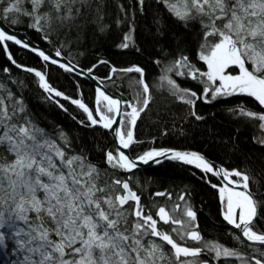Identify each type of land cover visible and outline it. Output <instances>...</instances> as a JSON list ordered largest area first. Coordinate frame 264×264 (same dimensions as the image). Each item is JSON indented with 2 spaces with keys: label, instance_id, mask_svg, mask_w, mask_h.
<instances>
[{
  "label": "snow or ice",
  "instance_id": "1",
  "mask_svg": "<svg viewBox=\"0 0 264 264\" xmlns=\"http://www.w3.org/2000/svg\"><path fill=\"white\" fill-rule=\"evenodd\" d=\"M154 2L160 6L154 20L155 35L170 32L153 60L160 69L157 79L148 83L140 65L111 66L109 80L118 71L139 74L135 81L138 91L134 102H122L97 87L95 116L81 99L55 89L42 69L18 63L9 52L8 42L68 73L76 65L55 57L73 50L83 55L115 29L123 30L118 48L135 47L142 54L134 33L136 14L146 13V0H134L130 6L117 4L110 23L105 22L108 0H0V21L33 29L56 51L54 56L46 54L2 25L0 47L15 68L38 78V87L49 94V99L70 100L81 109L86 120L72 119L86 134H92L93 140L97 126L107 130L113 137L112 148L93 147H100L102 163L113 173L130 174L141 165L165 161L199 170V178L215 190L222 221L238 230L225 228L239 247L204 238L198 211L191 202L194 190L181 193L171 213L164 206L158 207L159 221L174 226L165 231L158 228L151 211H145L141 197L130 187L131 177L117 175L101 185L100 164L91 159L92 149L85 140L77 146L65 131L48 132L42 127L23 95L25 82L13 78L11 68L4 67L0 69L7 77L0 80V264H220L221 258L225 264H264V192L260 191L264 188V0ZM160 11L177 25L175 29L161 22ZM98 63L110 62L100 59ZM95 66L87 69L88 78L93 80L98 79L92 75ZM177 77L199 87L182 85ZM153 90L185 105L188 116L199 122L181 128L180 135L195 138L201 126L215 119V112L198 110V102L219 105L231 97L258 102V108L237 102L228 109L246 118L258 133L247 145L238 135L229 136L227 142L221 138L222 150L239 161L232 168L217 165L194 150L161 147L132 155L129 150L133 145L142 143L134 130L154 98ZM55 102L67 112L63 104ZM251 185L256 186L255 191ZM154 195H167L172 200L165 192ZM213 230H217L215 225ZM186 241L199 246H188ZM166 245L170 249L166 250Z\"/></svg>",
  "mask_w": 264,
  "mask_h": 264
},
{
  "label": "trees",
  "instance_id": "2",
  "mask_svg": "<svg viewBox=\"0 0 264 264\" xmlns=\"http://www.w3.org/2000/svg\"><path fill=\"white\" fill-rule=\"evenodd\" d=\"M146 2L148 5L146 13L140 15L137 12L136 14V30L134 33L135 44L143 49L142 54L138 53L135 47H131L124 51L115 49L121 42V37L123 35L122 29L113 30L111 34L104 36L99 42L92 44L90 48L84 50L83 55H80L77 50H73L71 53L63 51L64 54L84 69L92 67L93 64L100 59L108 60L110 62L109 64L96 66L94 73L104 81L105 86L113 93L121 94L122 91L124 94L126 89L125 84L120 81L121 73L114 74L111 80L107 79L109 76L108 65H114L119 69L128 65L137 64L144 67L145 76L152 79L159 71V68L153 63V60L157 58L159 47L169 39L170 32L169 35L162 37L155 35L154 20L157 17V8L160 6H157L154 0H146ZM117 4L130 6L134 4V0H108L109 15L105 19L106 23H110L111 20L115 18ZM159 17L161 22L168 26V29H175L177 27V25L169 19L166 12L160 11ZM16 26L24 30H32L31 28L25 27L23 24ZM31 35L38 39V42L41 41L38 35ZM53 39H55V37H53ZM16 58L20 64L25 66L34 67L37 65L35 64L36 59L27 54L20 53ZM4 67L9 66L0 50V69ZM11 72L13 78L25 82L26 87L24 88L23 95L31 111L39 118L42 127L48 132H53V129H62L74 139L77 146H79L81 139L85 140L89 149H92L91 159L100 164L101 175L98 182L101 185L105 182L110 183L117 175H123L122 178H127V176L131 177L129 180L130 187L141 197V204L145 206V211L147 212L150 210L154 219H156L159 206L166 207V210L171 213L172 205L176 203L177 197L185 190H194L196 195L192 198L191 202L198 211V221L204 238L224 243L226 246L232 245L231 240L233 236L225 232L226 227L219 218L218 205L214 193L199 178V172L189 170L174 163H165L159 167L144 169L131 175L113 173L111 169L107 168V165L102 163V155L100 152V147L112 148V144L106 133L97 129L95 140H93L92 134H86L85 129L78 127L76 123L62 114L50 102H43V98L38 94L31 76L23 73L20 75L18 71L12 68ZM52 72L53 71H49L48 75L51 84L61 91H64L68 96L74 98L77 96L78 91L83 93L82 96H84V98H89V96H91L90 88H86L83 85L84 87L82 86L77 89V82L73 80L76 79L74 76L61 73L58 70ZM135 78L137 79V75L131 74L124 78V82L131 83L130 81H135ZM3 79H7V77L0 72V80ZM76 81L79 80L76 79ZM227 106H229V101L213 106L201 105L199 110L204 111L205 114H207L209 110L215 112V119L210 120L207 126H201L195 138L191 135L185 137L179 134L180 129H187L191 127L192 124L199 122H195L193 118L188 117V113L186 112L187 108H183L182 105L174 103L172 100L167 99V97L157 96L149 106L146 115L141 118V122L139 121V126L136 128V136L140 140L153 139L156 146L197 150L219 163L235 167L239 161L236 157L227 154L226 150H222L220 146L221 138L223 141L227 142L229 136L238 135L241 142L247 145L250 137L255 133V128L246 120L235 118L233 114L227 111ZM74 114L76 113L74 112ZM80 119L82 120L83 118L80 116ZM165 132L168 134L164 135L163 133ZM213 137H215V139H213ZM94 144L100 147L94 148ZM135 148L139 149V146ZM193 172L196 173L195 176L192 175ZM251 187L255 191L256 186L251 185ZM260 191L264 192V188H261ZM156 192L171 194L172 200H169L167 195L155 196L154 193ZM176 215H179V213H176ZM213 225L216 226V231L213 230ZM158 228L162 229L166 228V226L159 223ZM186 244L193 247L199 246L193 241H186ZM165 248L167 250L169 246L166 245ZM241 249L243 250V248Z\"/></svg>",
  "mask_w": 264,
  "mask_h": 264
},
{
  "label": "bare ground",
  "instance_id": "3",
  "mask_svg": "<svg viewBox=\"0 0 264 264\" xmlns=\"http://www.w3.org/2000/svg\"><path fill=\"white\" fill-rule=\"evenodd\" d=\"M2 7H3V5H0V8H2ZM2 23H3V21H2ZM3 27L6 28L8 31H10V30H14V31H16V32H25V37H26L28 40H24V39H22V40L28 42L31 46H34V47L40 48V49H42V50L45 49L48 53H51L52 55H55L56 48L53 46V44L48 43L46 40H44V39L42 38V35H41L40 33L35 32L33 29L28 31V30H26V29H25V30H24V29H21V27H17V26H14V27H13V26H10V25L7 24V23H3ZM31 34H36V35H38V37H39V39H40L41 41L38 42V41H37L38 39H36L35 37H33ZM122 36H123V35H122ZM19 39H21V38H19ZM121 40H122V37H121ZM8 45H9V52L13 55V58H14L16 61H17V58H16V57H17L20 53H22V54H27V55H30V56L34 57V58L36 59V63H35V64H37V65L34 66V68H36V69H38V70H39V69H42V70L47 74V78H48V81H49L50 84H51V82H50L49 77H48V75H49V71H50V72H51V71L54 72V70H58V71H60L61 73H65V74L72 75V76H74L77 80H79V81H76V79H73L75 82H77V85H76L77 89L81 88L83 85H84L86 88H90V89H91V96H89V98H88V97H87V98H86V97L84 98V96H82L83 93H82L81 91H78V92H77V96L74 97V98H75V99H81V100H82L87 106H89V108H90L91 110H93V113H94V116H95V108H96L95 97H96V90H95L94 85H92L90 82H88V80L82 79V78L76 76L75 74H73L72 72H71V73L65 72L63 69L59 68L58 65L45 64V62L42 61L39 57H37V56L35 55V53H33V52H29L27 49H20L19 46L14 45V44H12L11 42H8ZM57 46H58V45H57ZM115 49H116V50H119V51H124V50H126V49H120V48H118L117 46L115 47ZM0 50H1V52H2V54H3V57L5 58L6 62L8 63V66H9L10 68H12L13 70L18 71V72L20 73V75H21V73H23V74L29 75V76H31V77L33 78L34 85H35V87H36V89H37V92H38V94L43 98V102H44V103H46V101L50 102V103H51L54 107H56V108H57L62 114H64L65 116H67L72 122L76 123V124L78 125V127H80V125L77 123V121L72 119V116H76L78 120H81V119H80V116H81L84 120H86V114L83 113V111H82L81 109L77 108L75 105H73V104H72L71 102H69L68 100H63V99L60 98V97H54V96H53L51 99H49V98H48L49 94L43 92V90L40 89V88L38 87V78H35L33 74L25 73V72H23L22 70L15 68V66L12 65L11 62L7 59V53H5V52L2 50V47H0ZM15 56H16V57H15ZM62 57L65 58L67 61L70 60L71 63H72L73 65H76V67H77L78 69H81V70L83 71V73H84V72L87 73V69H84V68L80 67L79 65H77L73 60H71L67 55H65L63 51H62ZM55 58H56L57 60H59L57 57H55ZM17 62H18V61H17ZM18 63H19V62H18ZM93 65L98 66V65H102V64H99L98 61H97V62L94 63ZM133 65H137V64L128 65V66H126V67L133 66ZM96 66L93 68V72H92V75H94L95 77L98 78V79L95 80V84H99L100 86L106 88L110 93H112L113 95H115V97H117L118 99H120L122 102H123V101H131V102H134L135 88L137 87V86L135 85V81L139 78V74H137V73H121V80H120V81H121V83L125 84V89H126V90H125L124 94H123L122 91H121V94H118V93H115V92L113 93L108 87H106L104 81H103L101 78H99V77L94 73V70H95ZM111 66H112V65H108V73H109V74H110V68H111ZM92 67H93V66H92ZM52 68H53L54 70H53ZM121 68H122V67H121ZM123 68H124V67H123ZM53 72H52V73H53ZM159 72H160V69H159L158 73H159ZM118 73H120V72L118 71L117 74H118ZM158 73H157L156 75H154V77H153L152 79H149L148 77L145 76L146 81H147L148 83L151 84L153 81H155V80L157 79ZM87 74H88V73H87ZM131 74L137 75V79L135 78V81H130L131 83L126 82V81L124 82V78L127 77V76H129V75H131ZM113 77H114V75H113ZM176 79H177L178 82H179V78L177 77ZM189 82H190V81H189ZM186 83H187V82H186ZM132 84H133V85H132ZM181 84H182V83H181ZM51 85H52L55 89L61 91L60 89L56 88L53 84H51ZM182 85H184V84H182ZM84 86H83V87H84ZM194 86H195V87H199L198 85H194ZM133 87H134V88H133ZM137 88H138V87H137ZM61 92H63L65 95H67L64 91H61ZM67 96H68V95H67ZM157 96L167 97L166 95H162V94H160L159 92H156L155 90H153V97H154V98H153L152 102L150 103V105L153 103V101L155 100V97H157ZM69 97H70V96H69ZM82 97H83V98H82ZM71 98H72V97H71ZM167 99H170V100H171V98H168V97H167ZM57 100L59 101L60 104H63V105L65 106V108H67V112L63 111V110L58 106V104L55 102V101H57ZM227 101H229V106L226 107L227 111H228L229 108L234 107V106L236 105L237 102H245L247 106L256 105V107L258 108V102H255V101L252 100V98H248V97H231V98H229ZM224 102H225V101H224ZM174 103H177V104L182 105L183 108H187L185 105H183V104H181V103H179V102H174ZM150 105H149V106H150ZM201 105H203V106H213V105H204L203 103L198 102V105H197L198 110L201 108ZM121 107H124V105L122 104ZM74 109H75V110H74ZM76 110H77V111H76ZM129 110H130V109H129ZM148 110H149V107H148V109H147L146 111H144V112L141 113V116H140V118H139L138 121H137V126H139V125H138L139 121L141 122V118H143V116L146 115V113H147ZM74 112H75L76 114H74ZM186 112H187V111H186ZM228 112H229V111H228ZM187 113H188V112H187ZM230 113H231V112H230ZM231 114H233V113H231ZM233 116H234L235 118H241V117H239V116H237V115H234V114H233ZM188 117H189V116H188ZM96 118L98 119V116H97ZM241 119L246 120V118H241ZM137 126H136V128H137ZM97 129L100 130L101 132L107 134V130L100 129L99 126H97ZM57 130H62V129L58 128ZM255 133H258V129H256V128H255ZM134 134H135V137L137 138V136H136V129H135V131H134ZM107 136L109 137L110 142H111V144H112V142H113L112 139H113V138H112L110 135H108V134H107ZM137 139H138V138H137ZM138 140H140V139H138ZM140 141H142V143H139V144L133 145V148H132L131 150H129V151L131 152V154H132V151H133V154H132V155H137V154L141 153L142 151H144V150H149V149H151V148H161V147L174 148V149H178V150H189V149H182V148H175V147H168V146H156L155 143H154V140H153V139H149V140H140ZM136 146H139V149H138V148L136 149V148H135ZM194 151H197V150H194ZM199 152H200V151H199ZM202 153H203V152H202ZM203 154H204V153H203ZM208 158H209V157H208ZM209 159L212 160V161H214L217 165L225 166V167H228V168H232V167H233V166H230V165H225V164L219 163V162H217V161L214 160V159H211V158H209ZM165 163H174V164H177V165L182 166V167H184V168H187V169H189V170H193V171L199 172V174L201 175V173H200L199 170L194 169V168H192L191 166L182 165V164H179V163H177V162H173V161H165L163 164H165ZM163 164H161V165H163ZM161 165H158V166H155V167H152V168H156V167H159V166H161ZM141 170H144V169H136V170L133 171V173H135V172H137V171H141ZM133 173H130V174L125 173V174L131 175V174H133ZM209 175H210V174H209ZM122 177H123V175H121V178H122ZM127 177H128V176H127ZM211 179L213 180V182H218V181H217V178H215V177H211ZM203 183H204V182H203ZM204 184H205V183H204ZM205 185H206V184H205ZM206 186L208 187V185H206ZM209 189H210V188H209ZM120 191L122 192L121 189H120ZM211 191H212L213 193L215 192V190H213V189H211ZM177 198H178V197H177ZM215 198H216L217 205H218V215H219V218H220L221 222L225 225V227H226L227 229H230L232 232H236L234 229H231V227L227 226V225L225 224V222L222 221V216L220 215L219 201H218V198H217L216 196H215ZM176 202H178V200H176ZM130 203H131V202H130ZM181 203H182V202H181ZM125 207H127V206H125ZM158 223H161V225L166 226V225L163 224L162 221H159V220H158ZM172 227H174V226H173V225H167L166 228H162V230H166V229H167L166 231H170ZM176 227H178V226H176ZM174 235H175V234H174ZM220 243H221V242H220ZM245 243H248V242L245 241ZM223 244H224V243H223ZM231 244H232V245L229 246V247H238V246H239L238 242H237V241L235 242V238H234V237H233V239L231 240ZM241 250H242V249H241ZM242 251H247V249H243ZM220 264H225V259H224V258H221V260H220ZM237 264H238V262H237Z\"/></svg>",
  "mask_w": 264,
  "mask_h": 264
},
{
  "label": "water",
  "instance_id": "4",
  "mask_svg": "<svg viewBox=\"0 0 264 264\" xmlns=\"http://www.w3.org/2000/svg\"><path fill=\"white\" fill-rule=\"evenodd\" d=\"M0 25L3 26V23L2 21H0ZM9 32L11 33H14L17 38H21V39H24V40H28L26 37H25V32H16L14 30H10ZM44 51L46 52V54L48 53L45 49ZM54 56V55H53ZM61 62L63 63H68V61L65 59V58H62V57H57ZM82 70L81 69H78L77 67L75 68V70L72 72L73 74H75L76 76L82 78V79H85V80H88V82H90L92 85H94L95 87V90L97 87H100L101 90H103L106 94L112 96L113 98H116L118 99L117 97H115V95H113L112 93H110L106 88L100 86L99 84H95V80L91 79V78H88V74L87 73H83V74H79L81 73ZM70 102V100H68ZM123 104V103H122ZM124 105V104H123ZM111 136V135H110ZM112 137V136H111ZM113 138V137H112ZM113 140V139H112ZM155 166H158V165H155L153 164L152 162H150L148 165H141L138 169H148V168H152V167H155ZM122 190V189H121ZM226 224V222H225ZM229 226V225H227ZM231 227V226H229ZM236 232H238V230H235Z\"/></svg>",
  "mask_w": 264,
  "mask_h": 264
},
{
  "label": "rangeland",
  "instance_id": "5",
  "mask_svg": "<svg viewBox=\"0 0 264 264\" xmlns=\"http://www.w3.org/2000/svg\"><path fill=\"white\" fill-rule=\"evenodd\" d=\"M121 73V72H120ZM179 78V77H178ZM179 82L180 83H182V84H185L186 82L185 81H183V80H181L180 78H179ZM189 85H192V86H194L195 84H194V82H187ZM136 91H138V88L136 87L135 88V93H136ZM135 131V130H134ZM132 203V202H131ZM170 212V211H169ZM156 219H157V221L159 220V217L156 215ZM158 225H159V223H158ZM167 226V225H166ZM169 249H170V246H169Z\"/></svg>",
  "mask_w": 264,
  "mask_h": 264
}]
</instances>
